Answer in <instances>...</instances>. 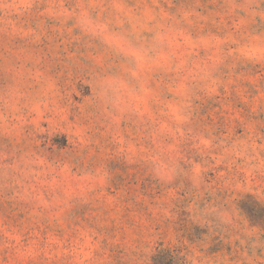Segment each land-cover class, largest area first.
Returning <instances> with one entry per match:
<instances>
[{"label":"rangeland","instance_id":"374dc122","mask_svg":"<svg viewBox=\"0 0 264 264\" xmlns=\"http://www.w3.org/2000/svg\"><path fill=\"white\" fill-rule=\"evenodd\" d=\"M0 264H264V0H0Z\"/></svg>","mask_w":264,"mask_h":264}]
</instances>
